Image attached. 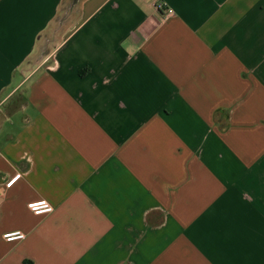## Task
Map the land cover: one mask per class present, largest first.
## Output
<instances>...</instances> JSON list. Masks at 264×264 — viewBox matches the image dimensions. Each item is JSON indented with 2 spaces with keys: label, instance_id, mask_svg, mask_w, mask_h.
Masks as SVG:
<instances>
[{
  "label": "crops",
  "instance_id": "crops-1",
  "mask_svg": "<svg viewBox=\"0 0 264 264\" xmlns=\"http://www.w3.org/2000/svg\"><path fill=\"white\" fill-rule=\"evenodd\" d=\"M0 264H264V0H0Z\"/></svg>",
  "mask_w": 264,
  "mask_h": 264
},
{
  "label": "built area",
  "instance_id": "built-area-1",
  "mask_svg": "<svg viewBox=\"0 0 264 264\" xmlns=\"http://www.w3.org/2000/svg\"><path fill=\"white\" fill-rule=\"evenodd\" d=\"M157 12L159 13L160 22L166 20L169 16L173 15V9L167 7L165 4H157ZM20 176V173L15 174L11 179L5 182L4 186L9 188ZM27 208L30 212L35 215H42L44 213H49L53 210V206L49 204L44 199H39L35 201H30L27 203ZM6 242H13L16 240H21L25 237V234L21 231H9L2 235Z\"/></svg>",
  "mask_w": 264,
  "mask_h": 264
}]
</instances>
